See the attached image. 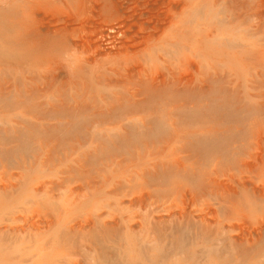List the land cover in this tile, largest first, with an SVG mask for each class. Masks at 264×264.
<instances>
[{"label":"rangeland","instance_id":"1","mask_svg":"<svg viewBox=\"0 0 264 264\" xmlns=\"http://www.w3.org/2000/svg\"><path fill=\"white\" fill-rule=\"evenodd\" d=\"M0 264H264V0H0Z\"/></svg>","mask_w":264,"mask_h":264}]
</instances>
